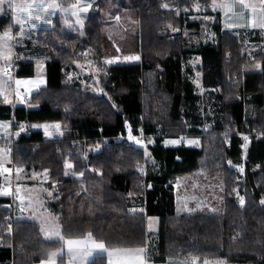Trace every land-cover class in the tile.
Segmentation results:
<instances>
[{
	"label": "trees",
	"instance_id": "16d2710c",
	"mask_svg": "<svg viewBox=\"0 0 264 264\" xmlns=\"http://www.w3.org/2000/svg\"><path fill=\"white\" fill-rule=\"evenodd\" d=\"M75 1L59 0L64 6ZM96 5L82 35L56 27L39 30L37 41L50 61L47 85L29 99L37 108L0 103V120L13 118L29 128L15 140L14 165L48 171L56 183L51 209L66 238L91 234L107 248H139L147 243V217L153 216L159 220L150 250L155 263L195 256L264 264V52L246 55L241 39L222 30L211 0H96ZM8 21L2 15L0 29ZM136 56L138 62L125 59ZM194 56L203 64L204 86L217 89V120L206 130L191 126L197 123L188 65ZM84 60L98 64L99 94L67 79L72 64ZM149 70L157 72L154 90L144 86ZM15 75L34 76L33 64L21 62ZM127 123L131 133L154 137L148 151L159 170L146 162L143 147L122 138ZM171 134L198 136L200 145L165 146ZM242 135L249 138L244 148ZM67 161L80 178L65 175ZM238 164L245 167L244 206L231 197L237 179L232 166ZM199 173L222 178V213L176 211L174 183ZM3 204L0 198V264L46 259L58 241H45L35 223L19 219L12 243L4 233ZM90 264H105V258Z\"/></svg>",
	"mask_w": 264,
	"mask_h": 264
},
{
	"label": "crops",
	"instance_id": "0c3cea01",
	"mask_svg": "<svg viewBox=\"0 0 264 264\" xmlns=\"http://www.w3.org/2000/svg\"><path fill=\"white\" fill-rule=\"evenodd\" d=\"M211 1L213 5L214 1ZM260 1L252 0V3H250L249 0H236L234 2L236 5L232 4L231 6L222 1L223 4L220 5V8L216 7L220 12L222 30L227 31L222 25V17L228 12L227 9L242 8L257 10L262 6ZM93 2L95 4L96 0H76L70 6H64L60 4L59 0H13L11 6H9V3L0 6V19L2 15L6 14L12 26L9 32L10 38L4 37V33L8 32L6 27L0 29V70L2 72L0 76V103L11 106L12 109L16 106H25L30 109L37 108V104L30 103L29 99L32 94L47 85V64L50 61L48 50L41 48L38 44L37 37L39 30H50L56 27L74 31L79 30L82 34L88 13L94 11V9H89L91 7L90 4L92 5ZM92 6L95 7V5ZM211 8L213 9L215 6L213 5ZM223 10H225V14ZM237 15L240 14L237 13ZM256 15L257 17H255V13L253 14L254 20L250 24L259 23V14L256 13ZM17 16L20 17V22H16ZM33 41L34 44L31 43ZM12 62H15L17 67L21 62L32 63L34 66V76L12 77L4 73L5 68L11 65ZM67 73V77L78 80L83 87L89 88L97 94L101 92L100 87L96 88L97 82H95V78L98 76L99 69L95 61H75ZM97 85L99 86V82ZM25 96H28V99H25ZM23 125L24 129H22L20 123L16 124L13 118L0 120V173L2 171H9L11 166L15 167L18 181L26 183L25 189H27L21 194L20 204L22 207L20 219L35 223L45 241H58V246L49 252L47 258L35 264H42V262L43 264H90L95 258L99 257L105 258V264H112L113 259H119L120 262L127 263L129 256L133 259L134 257H138L142 260L143 264H167L169 261H174L172 258H167L164 263H155L152 261L151 256H149L150 253L147 252L148 250H152V246L149 243L154 242L155 239L151 236L153 235L152 233H156V236L158 233L159 220L153 216L147 217L148 239L146 245L142 248H107L103 242L97 241L92 236L89 238V235L83 238H66L62 233V226L58 220V215L51 209V205L55 200L56 183L51 182L48 171L28 172L14 165V146L11 152V148L8 145L11 143L15 144V140L20 134L28 133V125ZM195 137L197 138L193 143L194 145L187 144V147H199L200 139L198 136ZM180 145L177 144V146ZM166 146L171 145L168 142ZM172 147L174 146L172 145ZM7 159L10 164L4 165ZM67 162L71 164V167L67 170L65 166V175L80 178L82 174L71 171L72 163ZM38 179L41 181H38ZM43 181L45 182L43 183ZM133 210L136 209L133 208ZM152 218L155 220L149 227L148 219ZM154 223L157 226L155 232L151 233L152 226L155 225ZM0 227L2 226L0 225ZM56 233H59V235ZM10 240L13 243V238H10ZM67 240H81L84 243L69 246L66 243ZM99 243H103L104 249L96 247V244ZM137 249H143L144 251L136 254ZM51 253H57V255L50 256Z\"/></svg>",
	"mask_w": 264,
	"mask_h": 264
},
{
	"label": "rangeland",
	"instance_id": "374dc122",
	"mask_svg": "<svg viewBox=\"0 0 264 264\" xmlns=\"http://www.w3.org/2000/svg\"><path fill=\"white\" fill-rule=\"evenodd\" d=\"M214 3L213 5L215 8H213L214 12H218L220 8V5L226 3L227 5H236L234 2L236 0H213ZM250 3H252V0H249ZM246 4V3H245ZM260 4H262L260 9H238V8H233V9H227L228 12L225 14V10H223V15L222 17V25L225 30L228 32L238 36L244 46V51L246 55H252L256 53L257 51H264V0L260 1ZM259 4V5H260ZM92 5H95L93 7ZM90 4V10L96 11L97 10V5L96 3ZM211 5V6H213ZM195 10L197 11L199 9V6H195ZM218 7V8H216ZM252 7V5H250ZM88 9V8H86ZM199 10H203V8L200 7ZM239 13L240 15H237ZM255 13V17H257L256 13L259 14L258 17V22L257 24H250L251 21H253V14ZM244 16V17H243ZM117 21V16H113L112 20ZM212 20V19H211ZM108 22H111L108 20ZM249 22V23H248ZM109 24V23H108ZM109 26V25H107ZM11 22L10 20L6 24V29L8 32L11 31ZM110 27V26H109ZM115 27V26H114ZM111 28L112 32L117 31L115 28ZM249 28V29H248ZM71 32L81 34L79 30H69ZM172 32H178V29L171 28ZM210 33V30H208V35ZM34 44V41L31 42ZM37 43V42H36ZM39 44V43H38ZM41 48H44L47 50L44 46L39 44ZM117 50H119L117 48ZM128 61H133V62H138L140 59L138 56L134 58L128 59ZM122 62L123 59H115V60H108L105 61L107 64H114V63H120ZM188 65L191 66L192 73L189 76V79L192 81V83L196 87V94L197 98L195 99L194 106L192 108V115L196 116L194 118H197L196 122L194 123L193 120L191 119L192 127H195L199 130H206L207 128L211 127L212 125H215V122L217 120V104L218 101L216 99V93L217 89L215 88H207L204 86L203 82V76H202V61L200 57L194 56L188 61ZM8 66V65H6ZM5 66V67H6ZM10 66V65H9ZM7 68H5L6 70ZM4 70V71H5ZM3 71V72H4ZM99 74V73H97ZM2 75V72L0 70V76ZM71 77H67V79H70ZM157 72L154 70H149L144 74V86L148 90H154L156 85H157ZM95 82H99L98 76L95 78ZM96 84V88L99 86ZM100 93V92H99ZM22 129H24V125L22 126ZM126 130L127 133H131V127L129 124H126ZM242 137L245 140L243 148L249 143V138L248 136L242 135ZM197 137L192 136V135H183V134H171L167 135L165 137V141L163 144L166 146L169 142V144L172 146H177V144H182L184 146L193 144L195 142V139ZM153 139L154 137L149 138L146 140L143 149L145 150L146 153V162L152 165L156 166L155 161L152 159L150 156V153L148 151V146L153 144ZM194 145V144H193ZM138 146V145H137ZM140 147V146H138ZM245 150V149H244ZM6 163L4 165H7L8 159L5 161ZM10 164V163H9ZM142 164V163H141ZM146 164V163H144ZM67 167V170L71 167V164L65 165ZM156 170H159V166L157 165ZM244 164H238L235 166H232V170H234L235 173H237V179L235 181V185L232 189L231 192V197L234 198L239 206H244L246 204V190H245V183L243 182V177H244ZM40 178V177H39ZM38 181H41L38 179ZM45 181H43L44 183ZM24 183V182H23ZM26 184V183H24ZM175 187V202H176V211L181 214H220L224 211V189H223V180L221 177H213V176H208V175H203V174H198L194 175L189 178H182L179 181L174 183ZM27 189L24 190V192ZM43 191V190H42ZM22 192V193H24ZM241 200H243V203H241ZM264 202V201H263ZM155 219H148L149 227L151 226V223L154 222ZM155 225L152 226V232H155V228L157 226L156 223ZM15 228V227H14ZM151 230V229H150ZM155 239L154 242L149 243L150 246H152V251L156 247V242H157V236L156 233H152ZM156 236V237H155ZM144 247V246H142ZM140 247V248H142ZM147 252L150 253V250ZM136 254L138 252H135ZM130 254V253H128ZM150 256V255H149ZM133 257V256H132ZM127 263H122L120 260H115L113 259L112 264H143L142 260L139 259L138 257L133 258H128ZM174 261H169L167 264H240V263H234L226 260L225 258H204V257H195V256H190V257H172Z\"/></svg>",
	"mask_w": 264,
	"mask_h": 264
},
{
	"label": "built area",
	"instance_id": "2783aa9c",
	"mask_svg": "<svg viewBox=\"0 0 264 264\" xmlns=\"http://www.w3.org/2000/svg\"><path fill=\"white\" fill-rule=\"evenodd\" d=\"M13 3V0H10V4ZM18 67L15 62H12L10 66L4 71V73L15 77ZM25 99H28V96H25ZM146 134L144 132L133 134L128 133L122 138L126 139L128 145H135L144 147L146 142ZM14 144L11 143L8 147L11 148V152L13 151ZM103 144L95 147V150L101 148ZM100 150V149H99ZM98 150V151H99ZM87 170H92L89 164L86 165ZM139 172L142 176H145V165L142 164L139 166ZM0 197L4 199V204L2 208L5 209V216L3 219V227L4 233L8 235L10 238H13L14 235V227L15 224L20 219L21 207L20 199L21 194L25 190L26 185L23 182H19L16 176L15 167L11 166L10 170L7 172L2 171L0 173Z\"/></svg>",
	"mask_w": 264,
	"mask_h": 264
},
{
	"label": "snow or ice",
	"instance_id": "6c2138e0",
	"mask_svg": "<svg viewBox=\"0 0 264 264\" xmlns=\"http://www.w3.org/2000/svg\"><path fill=\"white\" fill-rule=\"evenodd\" d=\"M5 3H9V6H11V4H10V0H0V6L4 5ZM29 7H31V5H29ZM16 22H20V17H19V16L16 17ZM4 37H5V38H10V37H9V32H5V33H4ZM18 83H19V82H18ZM6 102H7V101H6ZM56 127L58 128L59 126L57 125ZM5 171H7V169H5ZM241 203H243V200H241ZM56 234L59 235V233H56ZM90 236H91V234H89V238H90ZM66 243H67L69 246H71V245H74V244H81V243H84V241H81V240H67ZM96 247H97V248L104 249V245H103V243L96 244ZM105 251H106V249H105ZM136 251L142 253L144 250H143V249H137ZM56 255H57V253H51V254H50V256H56ZM110 255H111V253H110ZM42 264H43V262H42Z\"/></svg>",
	"mask_w": 264,
	"mask_h": 264
}]
</instances>
